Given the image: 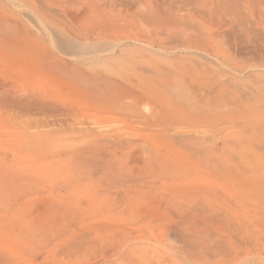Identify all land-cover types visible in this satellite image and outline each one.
<instances>
[{
  "label": "rangeland",
  "instance_id": "374dc122",
  "mask_svg": "<svg viewBox=\"0 0 264 264\" xmlns=\"http://www.w3.org/2000/svg\"><path fill=\"white\" fill-rule=\"evenodd\" d=\"M76 243L264 264V0H0V264Z\"/></svg>",
  "mask_w": 264,
  "mask_h": 264
},
{
  "label": "bare ground",
  "instance_id": "6f19581e",
  "mask_svg": "<svg viewBox=\"0 0 264 264\" xmlns=\"http://www.w3.org/2000/svg\"><path fill=\"white\" fill-rule=\"evenodd\" d=\"M156 23V22H155ZM162 23V22H161ZM166 23V22H165ZM156 25H157V23H156ZM116 49V48H115ZM114 52V51H113ZM99 57V56H98ZM98 59V58H97ZM96 59V57H90L89 58V60H97ZM200 95V94H199ZM28 102V101H27ZM17 106V105H16ZM22 106H23V104H22ZM32 107V106H31ZM36 107H38V106H36ZM40 107V106H39ZM30 109V108H29ZM33 109V108H32ZM41 109V107L38 109V110H40ZM52 110V109H51ZM58 112V111H57ZM50 121V120H49ZM48 121V122H49ZM57 127V126H56ZM56 129V128H55ZM81 129V128H80ZM96 130V129H95ZM90 131V130H89ZM92 131V130H91ZM59 132V131H58ZM94 132V131H93ZM72 133V132H71ZM104 141V140H103ZM100 142V141H99ZM89 143V142H88ZM178 233V232H177ZM176 233V234H177ZM136 235V234H135ZM186 237V236H185ZM191 239V238H190ZM80 240V239H79ZM81 240H82V238H81ZM190 241H192V240H190ZM78 242V241H77ZM80 243V242H79ZM77 244V243H76ZM134 244V243H133ZM82 245H84V244H82ZM82 245L80 244V245H75L74 244V246H72V247H70L69 249H67V247H66V249H65V251H63L62 253H61V256H62V258H61V261H60V263L59 264H81L80 262H78V258L79 257H82L83 259H86L85 258V256L86 255H88V250L87 249H85V247L83 248L82 247ZM195 245V244H194ZM70 246V245H69ZM113 247V246H112ZM111 247V248H112ZM97 249V248H96ZM62 250V249H61ZM204 250V249H203ZM152 251V250H151ZM194 251V250H193ZM154 252V251H153ZM169 252V251H168ZM204 252H206V251H204ZM235 252V251H234ZM211 253V252H210ZM119 254V253H118ZM141 254V253H140ZM174 254V253H173ZM180 254V253H179ZM206 254V253H205ZM204 254V255H205ZM208 254V253H207ZM232 254V253H231ZM235 254V253H234ZM91 255V254H90ZM176 255H178V254H176ZM203 255V256H204ZM238 255V254H237ZM154 256V255H153ZM153 256H137V257H134V260L133 261H129V262H127L126 264H158L157 262L156 263H154V261H153ZM168 256V255H167ZM207 256V255H206ZM231 256V255H230ZM229 256V257H230ZM236 256V255H235ZM235 256H232L233 258L235 257ZM161 257V256H160ZM159 257V258H160ZM214 257H215V254H214ZM214 257H204V258H202V263H200V264H204V263H209V264H224V262L223 261H221L222 259H219V258H214ZM216 257H217V254H216ZM97 258V257H96ZM162 258V257H161ZM170 258V257H169ZM228 258V257H227ZM65 259H68V260H65ZM126 259V258H125ZM235 259V258H234ZM195 260V259H194ZM230 260V259H229ZM87 263H88V260H85ZM104 261V260H103ZM228 261V260H227ZM107 262V261H106ZM120 262V261H119ZM161 262V261H160ZM243 263V262H242ZM83 264V263H82ZM103 264H105V263H103Z\"/></svg>",
  "mask_w": 264,
  "mask_h": 264
}]
</instances>
